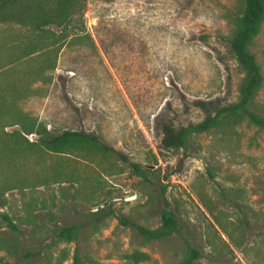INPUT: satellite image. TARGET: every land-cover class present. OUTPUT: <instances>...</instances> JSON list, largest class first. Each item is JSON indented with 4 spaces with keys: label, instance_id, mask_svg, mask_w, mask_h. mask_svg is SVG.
<instances>
[{
    "label": "rangeland",
    "instance_id": "rangeland-1",
    "mask_svg": "<svg viewBox=\"0 0 264 264\" xmlns=\"http://www.w3.org/2000/svg\"><path fill=\"white\" fill-rule=\"evenodd\" d=\"M243 4L84 0L62 27L0 24L1 46L40 40L53 52L0 73V264H181L191 250L194 264H264V129L230 121L192 134L182 151L160 147L163 124L199 123L237 100L244 77L228 40ZM114 20L142 24L145 45L112 47L109 62L95 27L105 38ZM72 34L89 36L100 56L88 40L64 51ZM248 50L263 77L250 109L264 117V20ZM73 57L76 77L65 70ZM65 131L93 133L113 151L52 141ZM163 210L177 229L159 239L116 218L156 230Z\"/></svg>",
    "mask_w": 264,
    "mask_h": 264
},
{
    "label": "trees",
    "instance_id": "trees-1",
    "mask_svg": "<svg viewBox=\"0 0 264 264\" xmlns=\"http://www.w3.org/2000/svg\"><path fill=\"white\" fill-rule=\"evenodd\" d=\"M52 3V5H48ZM49 6V8H47ZM84 0H0V24L15 22L22 26H28L34 31H40L45 24H52L62 27L69 21L70 17L76 12H82ZM46 8V9H45ZM264 20V0H244L243 11L238 20V24L228 40L229 49L234 56L236 64L243 73V81L240 85L237 100L225 107L216 111L213 116H207L199 123H187L185 125L173 126L171 124H163L160 129V147L166 151H182L186 148L187 139L192 134H201L210 131L211 129L221 127L230 121L239 122L246 120L248 124L264 129V117L253 112L250 107L253 99L261 87L263 77L260 67L257 64L254 56L249 52L248 47L255 36L260 31L261 23ZM100 21H105L101 19ZM113 28L106 32V37L102 38L98 28L95 27V33L98 38V46L103 55L109 62H113L111 48L115 47L120 51L128 50L133 53L135 47L142 50L145 45L143 26L142 24L129 22V25L122 24L120 20H114ZM105 30V29H103ZM34 31V32H35ZM70 41L64 46L66 51L67 46L72 43H83L85 40L91 44L92 52L96 56H100L96 45L89 36L72 34L66 36ZM65 40V38H64ZM40 40H32L28 46L20 48H5L0 45V73L14 66L17 62L31 59L37 60L40 54L48 56L53 52L39 48L37 44ZM52 47H49L51 49ZM79 57V56H78ZM72 68H65L66 71L72 72L73 77L79 74L75 64L77 57H73L70 61ZM112 64V63H111ZM114 66V65H113ZM53 68V65H48V68ZM60 94L65 105L72 111L78 120H81V112L72 103L71 98L66 90V84L59 79ZM14 90V88H12ZM55 143H68L71 141L87 142L99 147L103 151L112 152L113 150L105 144L97 135L85 132L65 131L61 135L52 138ZM123 161L125 157L119 155ZM135 170H138L136 165H132ZM113 214L108 211L107 215ZM106 215V216H107ZM119 224L124 227H132L137 229L141 235L149 239H159L175 232L177 223L175 216L168 210H163L161 214V227L156 230H147L137 224L132 223L124 216H117ZM2 219L7 223L8 227L15 230V226L6 215H2ZM61 236H69L70 230H63ZM136 255L133 254V256ZM198 255L194 250H191L187 258L181 264H194L198 259Z\"/></svg>",
    "mask_w": 264,
    "mask_h": 264
},
{
    "label": "water",
    "instance_id": "water-1",
    "mask_svg": "<svg viewBox=\"0 0 264 264\" xmlns=\"http://www.w3.org/2000/svg\"><path fill=\"white\" fill-rule=\"evenodd\" d=\"M138 196V194L137 193H135L134 195H132V196H129V197H125L124 198V201H130V200H134L136 197Z\"/></svg>",
    "mask_w": 264,
    "mask_h": 264
}]
</instances>
